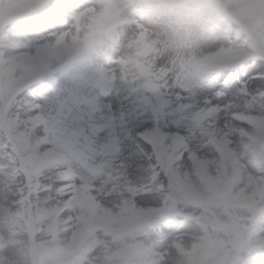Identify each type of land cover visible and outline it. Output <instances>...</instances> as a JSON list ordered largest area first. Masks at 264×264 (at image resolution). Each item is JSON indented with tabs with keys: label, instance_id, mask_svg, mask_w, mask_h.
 <instances>
[{
	"label": "clouds",
	"instance_id": "clouds-1",
	"mask_svg": "<svg viewBox=\"0 0 264 264\" xmlns=\"http://www.w3.org/2000/svg\"><path fill=\"white\" fill-rule=\"evenodd\" d=\"M44 14L58 30L41 43L55 54H91L117 79L155 90L166 86L174 93L193 76L210 82L242 62V55L226 60L220 49L264 52V0H0V29L15 27L9 28L10 17ZM59 35L64 40L57 43ZM232 109L248 122L233 151L264 170V99L241 95ZM8 165L0 152V172ZM48 179L61 177L53 172ZM244 183L230 179L219 162L202 176L189 175L184 208L204 217L206 227L172 234L163 248L156 229L128 226L117 205L132 197L119 190L109 216L100 218L70 197L49 203L51 215L35 226L0 203V264H245L238 244L253 235L264 241V183L246 190ZM52 219L59 227H47Z\"/></svg>",
	"mask_w": 264,
	"mask_h": 264
},
{
	"label": "snow or ice",
	"instance_id": "snow-or-ice-1",
	"mask_svg": "<svg viewBox=\"0 0 264 264\" xmlns=\"http://www.w3.org/2000/svg\"><path fill=\"white\" fill-rule=\"evenodd\" d=\"M52 18L50 14L15 18L9 28L25 20L47 25ZM72 18L78 19V14L73 13ZM9 33L0 29V37ZM63 40L64 35H59L57 43ZM54 55L47 43L32 46L0 41V152L9 161L0 172V203L21 216L26 226H35L37 218L51 215L49 203L58 204L70 197H76L100 218L109 216L113 211L110 201L119 190L132 197L117 205L128 226L133 230L156 229L163 248L172 236L165 221L173 217L191 222L182 232L197 224L206 227L204 217L189 214L184 208L187 201L181 194L189 175L202 176L211 163L219 162L230 179L245 182V190L264 183L261 166L233 151L248 122L237 118L232 109L241 95L254 101L264 99V52L254 46L247 51L220 49L218 55L226 60L235 55H242L243 60L210 82L191 77V82H206L203 95L195 101L191 82L173 93L166 86L155 90L104 72L110 84L125 86L131 98L143 100L145 111L152 114L141 113L126 129L125 143L116 135L102 145L70 141L57 132L38 105L25 108L24 94L37 81L50 77ZM112 119L123 123L122 118ZM145 171L150 178L141 179ZM53 172L61 177L56 183L48 179ZM157 193H163L164 198L159 206H153ZM60 223L52 219L47 227L57 228ZM238 248L245 264H264V241L258 236L240 242Z\"/></svg>",
	"mask_w": 264,
	"mask_h": 264
},
{
	"label": "rangeland",
	"instance_id": "rangeland-1",
	"mask_svg": "<svg viewBox=\"0 0 264 264\" xmlns=\"http://www.w3.org/2000/svg\"><path fill=\"white\" fill-rule=\"evenodd\" d=\"M15 19L10 17L9 22ZM8 35L0 37L6 44L26 43L32 46L41 44L50 32L58 29L49 25L25 20L14 22ZM73 53L56 54L50 58L55 75L44 78L31 85V91L24 94L25 108L39 106L42 112L64 138L83 143L91 141L102 145L119 135L121 144L125 143V131L141 116L151 115L144 109L143 100H133L129 90L120 84H110L103 76L110 65L91 54L74 57ZM206 82H191L192 99L203 95ZM259 92L260 90H256ZM135 104H138L135 107ZM122 118L114 121L112 117ZM146 167V166H145ZM150 178L148 171L141 179ZM163 193H157L153 206L163 201ZM190 223L172 234L185 231Z\"/></svg>",
	"mask_w": 264,
	"mask_h": 264
},
{
	"label": "trees",
	"instance_id": "trees-1",
	"mask_svg": "<svg viewBox=\"0 0 264 264\" xmlns=\"http://www.w3.org/2000/svg\"><path fill=\"white\" fill-rule=\"evenodd\" d=\"M165 223H167L171 229L176 230V229H180L183 226L188 225L191 222L184 220L182 217H173L165 221Z\"/></svg>",
	"mask_w": 264,
	"mask_h": 264
}]
</instances>
